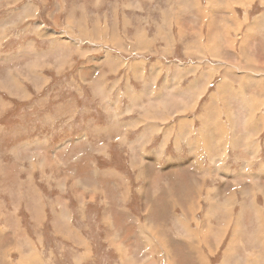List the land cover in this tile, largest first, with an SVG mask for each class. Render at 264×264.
<instances>
[{"label": "rangeland", "instance_id": "1", "mask_svg": "<svg viewBox=\"0 0 264 264\" xmlns=\"http://www.w3.org/2000/svg\"><path fill=\"white\" fill-rule=\"evenodd\" d=\"M22 5H29L27 10L32 12V16L37 5L40 10L35 18L27 16L19 21L25 11H20ZM198 10L209 19L220 15L224 21L217 32H212V21L209 29H205V35V21L199 29L187 28L180 18L176 20L174 29L170 28L169 22L165 23L164 17L168 12L174 17L181 13L189 19V13L195 12L200 16ZM71 14L73 22L68 21ZM260 14H264V0L0 2V237L3 236L1 244L6 248L4 252L0 250V256L12 249L14 261L18 259V251L21 252L22 264H29L31 259V264H124L125 254L134 257L133 261L138 264H150L148 257L154 259L153 264H195V257L190 256L186 241L189 236L198 235L202 241L214 246L215 252L210 253L209 247L205 249L204 244L201 245L208 264H264V197L259 195V192L264 193V185L258 189L255 182V179H260V171L256 170L264 169V98L263 94H259L257 99L253 97L243 104L235 97L241 91L240 87L248 89V94L259 91L257 88L261 83L257 81L253 89L251 83L246 85L245 81L240 86V82L247 77L264 80V68L252 74V66L257 63H248L251 57L254 60L258 58L263 64L264 50L260 49V42L254 41L250 51L255 54L238 52L240 45L245 47L257 32L249 31L245 22H238V30L232 25L238 16L247 19L250 15L252 19L260 17ZM128 15H134L136 24L144 33L139 31L135 36L132 34L135 28L130 27L131 46L121 47L127 53H130L129 49L133 51L134 57L125 54L127 66L123 65L120 70L110 72L104 80H99L102 72L100 57L107 46L98 32L99 27L94 26L97 32L92 27L84 28L86 22L88 26L95 25L92 18L98 17L106 30L107 26L111 27L119 21L121 30L126 31L125 18ZM28 20L44 21L50 27L44 29L46 35L54 32L51 27L66 35L70 44L62 45V49L68 51L69 46L76 47L77 53L75 57L67 56L70 62L65 65V70L61 69V73L56 74L48 67L27 71L35 74L26 76V81H32V84L20 79V71L10 70L20 62ZM261 24L260 20L258 25ZM194 30L195 33H192ZM29 36L46 40L33 33ZM169 37L172 38L170 49ZM207 37L205 43L203 39ZM192 38L201 45L195 43L188 46ZM68 41L64 42L68 44ZM230 41L231 52L227 51ZM220 42L222 52L218 54L216 47ZM133 43L139 44L134 48ZM48 45V42L40 43L42 49ZM108 46L112 48L111 44ZM115 56L118 57V54ZM49 58L53 60L50 53L43 57L47 61ZM225 61L231 63L229 69ZM134 62L142 63L140 74L132 73L129 66ZM199 63L208 67L207 72L211 76L216 74L213 87L194 98L181 93V90L173 95L165 91L163 82L166 77H175L179 69L185 71L184 75H189L185 68H196L197 65L200 69ZM149 65H156L161 73V66L164 67L161 79H150L149 69L147 75L142 71ZM223 81L227 84L234 82L236 86L229 84L219 94ZM188 84L190 80L186 77L180 88H187ZM217 95L219 105L216 104ZM190 97L196 106L183 115L196 117L200 113L192 112L197 110L205 115L215 113L221 117L228 126L223 127L222 134L226 133L229 138L226 145L227 138L222 135L218 143L221 141V148L224 143L225 152L234 155L236 159L231 157L228 162L238 165L239 170L226 161L221 167L211 166V159L202 161L209 151L195 146L196 143L190 139L199 133L202 118H192L193 126L177 124V119H168V123L158 120V131L153 127L146 134L143 125L133 129L135 122L131 119L138 117L139 112L145 119L143 112L147 109H142L148 106L147 101H151L152 106L160 101H171L168 108L176 110L178 101ZM139 99L144 102L140 101L141 104L134 107L130 104L131 100ZM106 104H119L123 110L117 120L127 125L122 124L121 129L114 133L102 134L101 127L108 122V113L104 110ZM207 104H211V109L205 113L203 108ZM258 104L260 109L256 108ZM233 111L236 119L229 116ZM249 120L250 131L246 125ZM150 121L156 122L153 119ZM232 122L236 123V127L231 126ZM166 133L170 134L169 144L182 142L185 146L177 149H182L190 159L194 157L189 165H185L182 174L180 171L184 169H174L176 172L171 173L170 168H166V157L171 153L172 145L160 150L162 154L158 163H153L152 158L159 157L156 149L163 146ZM144 134L143 139L138 138ZM123 135L128 140L138 138L136 141L147 145L145 150L135 149L138 158L133 156L126 143L116 142ZM200 136L207 137L206 134ZM198 143L200 145L201 140ZM249 161L253 165L245 169L243 164L247 165ZM258 161L260 165L255 168ZM133 162L140 164L133 167ZM252 191L259 195L262 208ZM18 216L24 226L13 225ZM177 219L187 223L194 233L184 229L179 231ZM11 225L12 232H2L1 228L10 229ZM230 226H234L231 231ZM151 227L159 233V237L162 233L160 238L165 245L161 246V254H151L155 245L150 248L143 238V230L148 231ZM26 241L27 244L23 245ZM23 247L26 253H37L29 260ZM228 252L235 256L228 255Z\"/></svg>", "mask_w": 264, "mask_h": 264}, {"label": "crops", "instance_id": "2", "mask_svg": "<svg viewBox=\"0 0 264 264\" xmlns=\"http://www.w3.org/2000/svg\"><path fill=\"white\" fill-rule=\"evenodd\" d=\"M3 1H9L10 4L13 3V2H18V0H0V2H3ZM168 1H170V0H168ZM42 3L44 4L45 0H42ZM16 5H18V4H16ZM192 6L195 7V5H192ZM8 7H12V6H8ZM28 7H29V5H22V7L20 8V11H22L23 9L25 11H24L23 15L18 19L19 21H21L22 18H25L27 16L35 18L36 17V13H38L39 10H40L39 5H37L36 12H34V16H32V12H29L27 10ZM86 12H87V10H86ZM185 13L187 14L189 12L185 11ZM189 15H190L189 19H187V18L183 17L181 13H180V15H177V17H174L173 14L168 12V13L165 14V17H164L165 18V23L169 22L170 28L174 29V26L176 25V20L178 18H180V19H182L184 21L185 26L187 28L191 29V27H192L193 29H196V28L199 29L200 25H202V22L205 21L206 24H205V26L203 28L204 35H205L206 34L205 29L206 28L209 29V24H210L211 21L214 24L213 27H212V32L213 33L217 32L219 30V25L224 21V20H221L220 15H214L212 17V19L206 18V16L204 14H202L200 16L199 15H195V12L189 13ZM98 17H99V14H98ZM98 17L92 18V20L95 23V25L92 24L91 26H88V23L86 22L85 28L88 29L89 27L94 28V26H98L99 27V31L98 32H100L102 34L101 39L104 40L103 43L107 46L106 52L104 53V55H102L100 57V65H101L100 68H101L102 72L101 73L99 72V73H100V76L102 78L99 77L98 79L101 80L103 78L108 77L110 72H115V70H120L121 66H123V65H124V67L127 66L126 65L125 54H129V55H131V57H134V55H132L133 51H131L129 49L130 53H127L126 50H122L121 47L124 48L125 46H128V47L131 46L130 42L133 40L132 39V34H134L136 36V33H138L139 31L142 34H144V33L140 30L139 25L136 24L134 15H128L125 18V23H127L126 31L125 30L124 31L121 30V25H120L119 21H116L115 24H111V27L107 26V29L105 30L106 26L103 27L102 20H98ZM34 18H32V19H34ZM73 19H74V17L71 14V17L68 19V21L73 22L74 21ZM138 19H139V17H138ZM260 20H261L262 24L258 25ZM29 21L30 20H28V22ZM55 21H56L57 24H59V21H57L56 19H55ZM200 21H201V23H200ZM238 22H245L246 23L245 25L248 27L249 31L257 32V34L255 35L254 39H251V41H249L245 47L242 46V48H241L242 44L240 45V49H239L238 52H250L252 54H255V53L250 51V48L253 45L254 41L255 42L256 41L260 42V49L264 50V14H260V17L259 16H258V18L257 17H253L252 19H250V15L247 16V19H241L238 16L236 19H234V21L232 23L233 27L237 28V30L240 28V27H238L239 26ZM24 23H26V20H24ZM130 27L135 28V30L133 31L132 34L129 32V28ZM47 28H50V27L46 26V23L44 21H42V20H36L34 22H29L28 23V25L26 26V30H27L26 31V33H27L26 34V41L23 44H21L20 62L18 64L14 65L12 68L10 67V70L14 69V70L20 71V79L24 80V82L26 84H28L29 82H30V84H32V81H26L27 80L26 76L32 77V76L35 75L33 72H27V71H32V70H34L35 67H36V69L40 68L41 70L43 68H45V67H48L47 69H49V68L54 69L56 74H58V72L61 73L63 71V69L64 70L66 69L65 65L68 62H70V59L67 56L70 55V56L75 57L76 54H77L76 53V47L69 46L68 47V51H66V49H64V50L62 49V45L66 46V45L70 44V42L68 41L66 35H64L60 31H58L57 29L52 28V27H51V29L54 32L49 34V35H46V33H43V31H44V29L46 30ZM74 28L78 29V31H80L78 27H74ZM92 28H91V30H92ZM241 28H244V26L241 27ZM100 29H102V30L100 31ZM124 29H125V25H124ZM94 31L97 32L95 30V28H94ZM195 31L196 30L192 31V33H195ZM30 33L37 34L39 37H44V38H46V40H38L34 36L31 37V36H29ZM104 36H106V40H105ZM138 36H139V34H138ZM149 38L151 39V37H149ZM204 38H205V36H204ZM169 39H170V43L168 42V49H170L171 43H172V38L169 37ZM207 40H208V37H207L206 40L203 39V41L205 43H207ZM64 41H68V44L65 43ZM41 42H48V43H50V45H48L46 48L42 49L40 47V43ZM195 43H196V39L192 38L191 40L188 41V46L189 45L190 46H194ZM229 43H230V45L227 46V51L231 52L232 41H230ZM109 44L112 45V48H110V46H108ZM137 44H139V43H137ZM137 44L133 43L134 48L137 47ZM196 44H200L201 45V43H196ZM217 46L220 48L219 49L218 47H216L217 48V53L221 54V52H222L221 42L218 43ZM211 49H212L211 51H213V48H211ZM203 50H204V48H203ZM86 51L90 52V49L86 48ZM48 53H50L53 56V60H50V58H49V61L43 59V57L47 56ZM115 54H118V57H116ZM200 58H202V57H200ZM212 58H213V56H212ZM122 59H124L123 62H122ZM202 59H198V60L204 61V58H202ZM254 62L257 63V66L261 65L260 68L257 67L259 70L261 68H264V66H263L264 63L263 64L260 63L258 58H257V60H254ZM229 63L230 62H226V64H225L227 69H229ZM159 66H160V64H159ZM199 66H200V69H198L197 65H196V68H193L192 66L185 68L186 71L189 73V75H184L185 71H183L182 69H179L178 72L175 74V77H172L171 79H168L166 77L164 79V82H163V85L165 86V91L169 92L168 93L169 95H173L174 93L175 94H179L178 91L181 90L182 91L181 93H185L186 95H190V96L192 95L191 97L194 98V97H197L199 94H203V92L205 90H208L209 87H211V86L213 87L215 85L214 83L216 82V79H217L216 78V74H214L213 76H211V73L208 74V72H207V68L208 67H204V65L202 63H199ZM129 67L133 71L132 73L134 75L135 74H140V70L142 68V63L134 62L133 64H130ZM137 68H138V72H137ZM252 68H254V67H252ZM257 68H254V70H253L254 72L251 70L252 74L257 73V71H258ZM61 69H62V71H61ZM148 69H149V72L151 74V78L150 79L154 80L155 78L156 79H161L162 78L163 73H164V67L161 66L162 73L159 71V69L157 68L156 65L155 66L154 65L145 66L142 71H144L146 73V75H147L148 74ZM230 70H233V69H230ZM236 70H240V69H236ZM255 70H256V72H255ZM251 76L252 75H250V77ZM186 77L189 78L190 84L187 85V88H180V86L185 81ZM243 80H244L243 82H240V85L242 83H244L245 81H248L247 82L248 84H246V85H250V83H251V85H252L251 89H253L254 86L256 85L255 81H257L258 84L259 83H261V84H259L260 87L257 88V89H259V91L254 93V94L253 93L252 94H250V93L248 94L247 93L249 91L248 89H246L245 87L238 86L241 89V91L238 92L240 94V96H239V94H236L237 96H235L236 99L238 100V102L242 103L241 101H243V104H246V103H248V101H251L254 96H255L254 98L257 99L259 97L258 96L259 94H263V98H264V93H263L264 92V80H255V79H252V78H249V77H247V79H243ZM34 83L36 85H39V83L37 81H34ZM229 84H230L231 87L232 86H236L234 82H232V84H231V82H229ZM229 84L224 82L222 84L223 86H220L219 94ZM221 88H223V90ZM260 91H262V92H260ZM242 96H244V97L243 98H239V97H242ZM191 97L189 99H187V100H184L185 101V105H186L187 102H191L188 106L187 105L186 106L182 105L183 103H181V100H180V101H178V104L175 105L176 110L172 109L173 111L168 108V105L165 107L163 102H167L166 100L160 101L159 103H157L156 106H152L151 101H147L148 102V106L142 109V110L147 109L146 111L143 112V117L145 119L141 118L142 117V115H140L141 112L137 113L139 116L138 117H134V118L131 119L132 122H135V124L133 126V129L139 127V125H143V126H145L144 132L146 134L153 127H155V131H158L156 129V127L159 126L158 123H157L158 120L161 123H168V121H169L168 119H174V120L177 119L175 121L177 124H188L189 126H193V123H192L193 119L192 118H195L196 120H199L200 118H202L204 120H200V127L198 128L199 130L197 131L199 133L194 135V137H196L197 139H195L194 137H191L193 135L188 136V137H191L190 139H192V142L196 143L195 146H200V148H202L203 150L209 151V153H206L203 156L202 161L205 158H206L207 162H208L209 159H211V166L216 165V167H221L224 164V161H226L228 164H230L228 162V159L231 158V157H233V158H235V157H234V155H230V154H227L225 152V146L228 144V138L229 137L227 135H225L226 133L221 134L222 131H223V127L226 126V128H228V126L226 125V123L224 121L221 120V117L215 115V113H214V115L206 113V112L210 111L211 104H207L203 108L204 112L206 113V115L203 114L202 112L197 111V110H194L192 112V113H194V112L200 113L196 117L195 116L186 117V115H183V114L188 113L189 109H194V107L196 106L195 102H193V104H192ZM216 100H217L216 104L219 105L220 103L218 101V95H217ZM140 101L144 102V100H140V99L139 100H131L130 104L133 105V107H134L137 104H139ZM168 102H169V105H170V101H168ZM120 107L121 106L119 104H116L115 106H110V104L104 105V110L108 113L109 116L107 115V117H108L107 121L108 122H106L101 127L102 134H104V133H106V134L114 133L115 130L121 129V125L122 124L123 125H127L126 122H124V121L123 122H119L117 120L120 117V112H121V109H122V108L120 109ZM161 107H162V109H161ZM256 108L260 109L259 108V104L256 106ZM130 109L131 108H129L128 110H130ZM186 109H188L187 112L183 113L184 111H186ZM182 110H184V111H182ZM165 112H167V113H165ZM152 115H154L155 117H151ZM229 116L230 117H234V119H236L235 117H237V115L234 113V111ZM141 119H142V121H140ZM150 119H153L156 122L150 121ZM205 119L211 120L212 122L211 123H207L205 121ZM146 120H147V122H145ZM144 122H145V124H142ZM235 124L236 123L232 122L231 126L232 127H236ZM247 124H248V129H249L250 128L249 127L250 120L248 121V123H246V125ZM166 129H169V127H167ZM227 132H228V130H227ZM123 134H125V133H123ZM145 134L140 136V137H138V138L143 139L145 137ZM203 134H206L207 137L206 136H200V135H203ZM220 134L224 135L227 138L226 145H224V143H222L223 144V148H221L220 147L221 144H219V143H221V141L218 143ZM154 135H157V134H154ZM181 135H182V138H183L184 137L183 132H182ZM169 136H170V134L166 133V137L164 138V142L162 143L163 146L161 148L156 149V150H158L159 157H157V159L152 158L153 163H158V160L160 159V156L162 154V152H160V150H165V147L167 148V146L172 145V147L175 148V149L172 148L171 153L166 157V160H167L166 168H170V172L171 173L172 172H176L174 169H184L183 171L182 170L180 171V173L182 174L185 171V169H186L185 165H189L190 164L189 161L193 160L194 157H192L190 159L189 156L185 155V152H183L182 149H181V151H179L177 149V148H182V146H185L184 144H182V142L177 144L176 141H175V144H169V142H168ZM188 137H186V139H188ZM138 138H136L134 140H132V139L128 140L126 135H123V137H121L120 139H117L116 142L117 143L121 142L119 144H125L126 143L127 144L126 147L132 150L133 156H136L138 158L137 154L134 152L135 149L139 148V149L145 150L147 148V145L145 143L142 144L140 141H136ZM200 140H201V144L199 145L198 142ZM187 141L188 140H186L185 142L188 143ZM192 146H194V145H192ZM205 151L202 154H204ZM165 152L163 154L164 156L166 154ZM194 154H195V152H194ZM197 157H199V156H197ZM258 160H259V158H258ZM207 162H205V163L207 164ZM256 163L257 164H255V166H256L255 168H257V166L260 165V161H258ZM138 164H140V163H134L133 162L132 166L135 167ZM243 165H244L245 169H248L247 167H249L250 165H253V163H251L249 161L247 165H245V164H243ZM231 166L237 167V169L239 170L238 165H235V166L231 165ZM214 171H216V170H214ZM217 171H218V169H217ZM256 171H260V174H259V177H258L260 179H257V180L255 179V182L257 183V188L260 189L264 185V169L260 168V169H258ZM234 174H236V173H234ZM236 181H239V180H236ZM168 189L170 190L171 186L168 187ZM259 195H262L264 197V193L259 192ZM259 195L257 196L254 193V197L257 198V202L260 205L259 207L262 208V205L259 202ZM175 196L179 197L177 195H175ZM164 199H165V197H164ZM19 212L20 211H18V213ZM0 213H1V211H0ZM17 219H18V221L16 223H14L13 225L18 224L20 226H24L23 223H22V220L20 219V216H18ZM13 225H11L10 229H7L8 227L1 228L2 232L3 233L12 232L13 231V227H12ZM232 229H234V226H230L229 227V231H231ZM2 237L3 236L0 237V250L2 252H4L3 249H6V248H3V244H1V238ZM25 244H27V241L23 245H25ZM5 246H7L8 249L10 248V246L8 244H4V247ZM32 246L34 247L33 244H32ZM23 250H24V253H26L24 247H23ZM26 255H33V254H30V253L27 252ZM31 262H32V259L29 261V264H31ZM138 262H140V261H138ZM0 264H22L21 263V252L19 253V251H18V259H16L14 261V251L12 249H11L10 253H7V251H5V253L0 256Z\"/></svg>", "mask_w": 264, "mask_h": 264}, {"label": "bare ground", "instance_id": "3", "mask_svg": "<svg viewBox=\"0 0 264 264\" xmlns=\"http://www.w3.org/2000/svg\"><path fill=\"white\" fill-rule=\"evenodd\" d=\"M180 1V0H179ZM230 1V0H229ZM231 3V2H230ZM191 6H192V4H191ZM191 6L189 7V8H191ZM196 6V5H195ZM227 7L228 8H230V6H228L227 5ZM202 8V7H201ZM194 9V8H193ZM216 10H218V9H216ZM199 11V10H198ZM226 11V10H225ZM228 11V10H227ZM229 11H231V13L233 12L231 9H229ZM84 12H85V10H84ZM199 13H200V11H199ZM201 15H202V12L200 13ZM235 17V16H234ZM204 18V17H203ZM225 18V17H224ZM180 24V23H179ZM181 25V24H180ZM181 27V26H180ZM85 28V27H84ZM185 32V31H184ZM94 34V33H93ZM167 34V33H166ZM165 34V35H166ZM183 35H185L184 33H182ZM181 34V35H182ZM182 35V36H183ZM196 42H198V40L196 41ZM121 47V46H120ZM213 54H215L214 52H213ZM219 54V53H218ZM261 55V54H260ZM214 56V55H213ZM251 63H253L254 62V59L253 58H249L248 59V63H249V65H251L250 64V62ZM219 62V61H218ZM226 62V61H225ZM247 63V64H248ZM256 64V63H255ZM259 64V63H258ZM230 65V64H229ZM261 66V65H260ZM264 66V65H263ZM251 67V66H250ZM253 67V66H252ZM257 67H259V66H257V64H256V66L254 65V68H257ZM230 68V67H229ZM254 68H252L251 70L253 71L254 70ZM260 68V67H259ZM258 69V68H257ZM258 71H259V69H258ZM257 71V72H258ZM254 72V71H253ZM255 72H256V70H255ZM253 77V76H252ZM180 80V79H179ZM255 80H257V79H255ZM248 81H246V84H248L247 83ZM221 86H223V85H221ZM241 86V85H240ZM18 87V86H17ZM196 87V86H195ZM205 88V87H204ZM224 88V87H223ZM223 88H221L222 90H223ZM259 88V87H258ZM225 89V88H224ZM250 89V88H249ZM243 90V89H242ZM224 91V90H223ZM244 92V91H243ZM260 92H262V91H260ZM235 93V92H234ZM264 93V92H263ZM228 94V93H227ZM230 94V93H229ZM243 95V94H242ZM235 96V95H234ZM233 96V97H234ZM237 96V95H236ZM239 96H240V94H239ZM244 96H242V97H239V98H243ZM255 97V96H254ZM182 98V97H181ZM171 102V101H170ZM250 102V101H249ZM164 103V105H165V107L168 105L166 102H163ZM181 103H183L182 105H185V101L184 100H181ZM181 105V104H180ZM260 105V104H259ZM161 106V105H160ZM186 106V105H185ZM183 107V106H182ZM154 109V108H153ZM161 109H162V107H161ZM184 109V108H183ZM251 109V108H250ZM185 110V109H184ZM184 110H182V111H184ZM186 111H187V109H186ZM186 111H184V112H186ZM152 113V112H151ZM165 113H167V112H165ZM149 114V113H148ZM159 115V114H158ZM167 115V114H166ZM165 116V115H164ZM168 118V117H167ZM245 125V124H244ZM258 125V124H257ZM153 127V126H152ZM251 130V128H249L248 129V131H250ZM222 134V133H221ZM220 134V137H219V140L221 139V135ZM162 151V150H161ZM152 155V154H151ZM150 158V157H149ZM145 164H147L146 162H145ZM80 181V180H79ZM125 195V194H124ZM220 211V210H219ZM182 214V213H181ZM187 214V213H186ZM62 217V216H61ZM181 218H183V217H181ZM258 220V219H257ZM172 222V221H171ZM188 222V221H187ZM176 223H178V228H179V231H180V229H184V230H187V231H189V233H191L192 232V234L194 233V231L191 229V228H189V226H188V224L187 223H185L184 221H182V219L179 221V219H177V222ZM176 223H175V225H176ZM189 223V222H188ZM155 226V225H154ZM145 227V226H144ZM148 227H149V225H148ZM156 227V226H155ZM154 227V228H155ZM158 227V226H157ZM152 228V227H151ZM145 229V228H144ZM148 229V228H147ZM155 229H157V228H155ZM160 229V228H159ZM151 230H154L153 228L152 229H148V231H146V230H143V232H142V235H143V238L146 240V244H148L149 245V247L150 248H152V245L154 246L155 245V247H154V249H151L152 250V252L153 253H151V254H154V252L155 253H157V254H161V253H163V249H161V246H164L165 244L163 243V241L161 240V235H162V233H160L161 235H160V237H159V233H156V231L154 230L153 232L151 231ZM175 230V229H174ZM151 231V232H150ZM167 231V230H166ZM182 232V231H181ZM220 232V231H219ZM177 234H180V232H176ZM185 234H187L186 233V231L184 232ZM179 236V238H180V240L182 241V238L180 237V235H178ZM177 237V236H176ZM164 239H165V236H164ZM193 239H195V240H193ZM205 240H201L199 237H198V235H195V237H192V238H190V236L188 237V241H186V243L189 245V249H188V251L190 252V256H193V257H195V264H208V260H207V258H206V256H204L203 255V253H204V251H203V249H202V247H201V245L202 244H204V247H205V249H207V247H209V252L210 253H214L215 251H214V246H212L211 244H209V243H206V241L204 242ZM259 241V240H258ZM168 242H169V240H168ZM168 242H167V244H168ZM185 243V242H184ZM145 244V245H146ZM34 250V249H33ZM162 251V252H161ZM35 252V251H34ZM37 252H35L34 254H36ZM27 255V256H25V257H27V258H29V260H30V258H32L33 256H35V255ZM168 255H169V253H168ZM228 255H230V256H232V257H234L235 256V254L234 253H230V252H228ZM23 256V255H22ZM153 256V255H152ZM133 258L134 257H132V256H130V255H128V254H125L124 256H123V259H124V264H138V263H136L135 261H133ZM35 259V258H34ZM148 260V261H147ZM146 261L147 262H149L150 264H153L155 261H154V259H149V257H148V259H147ZM24 261V260H23ZM144 264H145V262H144Z\"/></svg>", "mask_w": 264, "mask_h": 264}]
</instances>
